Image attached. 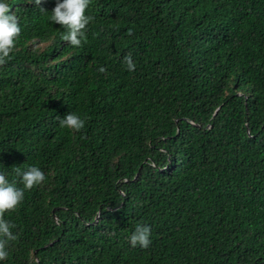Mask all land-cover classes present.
Here are the masks:
<instances>
[{
  "label": "trees",
  "instance_id": "16d2710c",
  "mask_svg": "<svg viewBox=\"0 0 264 264\" xmlns=\"http://www.w3.org/2000/svg\"><path fill=\"white\" fill-rule=\"evenodd\" d=\"M8 2L0 172L45 179L0 215L3 264H264V0H89L78 48L55 0Z\"/></svg>",
  "mask_w": 264,
  "mask_h": 264
},
{
  "label": "clouds",
  "instance_id": "9594fccd",
  "mask_svg": "<svg viewBox=\"0 0 264 264\" xmlns=\"http://www.w3.org/2000/svg\"><path fill=\"white\" fill-rule=\"evenodd\" d=\"M39 5L40 0H32ZM89 7V0H55L51 11H45L50 23L58 24L63 28L60 39L74 48L81 46L86 39L87 25L93 19L86 14ZM10 4L8 0H0V63L10 58L14 45L17 42L20 26L16 17L9 12ZM123 63L126 70L134 71L135 63L131 56L125 55ZM103 72L104 68L97 69ZM85 120L80 115L66 112L60 119L59 125L72 131H79L83 128ZM20 178L21 187H17L14 181H10L6 174L0 172V215L6 211L14 210L18 203L23 199L24 191L39 185L45 179L44 172L37 166L30 165L25 170L14 169ZM7 221L0 219V264H3L7 256L6 245L9 241L15 240V234L10 231ZM151 229L146 223L137 222L128 234L130 247L146 249L151 244Z\"/></svg>",
  "mask_w": 264,
  "mask_h": 264
}]
</instances>
